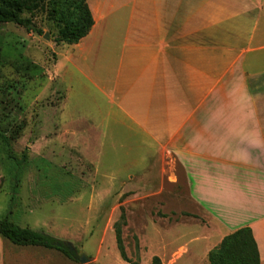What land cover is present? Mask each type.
I'll return each instance as SVG.
<instances>
[{
  "label": "rangeland",
  "instance_id": "1",
  "mask_svg": "<svg viewBox=\"0 0 264 264\" xmlns=\"http://www.w3.org/2000/svg\"><path fill=\"white\" fill-rule=\"evenodd\" d=\"M87 1L90 8L101 5L100 25L77 44L56 42L61 26L47 9L23 10L26 24L0 23V218L70 242L96 264H153L165 243L170 256L163 264H209L195 258L193 247L202 244L186 243L202 234L204 219L189 202L183 167L168 166L178 181L166 185L158 165L140 162L139 152L146 151L137 134H124L106 118L108 101L100 89L110 90L118 77L128 24L122 18L134 0ZM215 1L205 3L211 9ZM220 1L251 7L249 0ZM185 8L178 4V12ZM221 25L209 21L210 30ZM209 41L217 44L214 36ZM217 55L225 62L248 60L247 53L226 52L210 54V61ZM252 84L264 92V75ZM112 173L138 177L126 185L109 181ZM122 207L127 260L115 233ZM32 249V264H80L55 249Z\"/></svg>",
  "mask_w": 264,
  "mask_h": 264
},
{
  "label": "crops",
  "instance_id": "2",
  "mask_svg": "<svg viewBox=\"0 0 264 264\" xmlns=\"http://www.w3.org/2000/svg\"><path fill=\"white\" fill-rule=\"evenodd\" d=\"M189 1L134 0L122 18L128 24L118 77L110 90L96 87L108 101L107 121L137 134L146 151L139 152L140 162L158 165L170 187L178 177L168 166L183 167L189 202L204 219L202 234L186 241L202 244L193 247L195 258L208 260L227 235L250 227L264 264V92L252 84L264 75V0H249V8L216 0L211 9L205 0ZM178 4L189 11L178 12ZM91 8L95 32L101 5ZM209 21L223 25L210 30ZM226 52L247 53L248 60L225 62L217 55L210 61V54ZM134 177L112 173L108 180L128 185ZM165 244L154 250L161 260L170 256ZM32 248L45 247L0 236V264H32Z\"/></svg>",
  "mask_w": 264,
  "mask_h": 264
},
{
  "label": "trees",
  "instance_id": "3",
  "mask_svg": "<svg viewBox=\"0 0 264 264\" xmlns=\"http://www.w3.org/2000/svg\"><path fill=\"white\" fill-rule=\"evenodd\" d=\"M47 9L52 19L61 26L56 42L77 44L92 31L95 20L87 0H0V23L26 24L23 10ZM120 221L115 223L116 242L120 254L127 260L122 227L127 224L126 212L121 208ZM0 236L19 246H40L55 249L81 264V256L70 242L46 232L22 227L0 218ZM209 264H261L260 251L253 230L243 227L229 235L208 255ZM88 264H96L90 261ZM153 264H163L158 256Z\"/></svg>",
  "mask_w": 264,
  "mask_h": 264
},
{
  "label": "water",
  "instance_id": "4",
  "mask_svg": "<svg viewBox=\"0 0 264 264\" xmlns=\"http://www.w3.org/2000/svg\"><path fill=\"white\" fill-rule=\"evenodd\" d=\"M88 263H90V259L85 254H82L81 255V264H88Z\"/></svg>",
  "mask_w": 264,
  "mask_h": 264
}]
</instances>
